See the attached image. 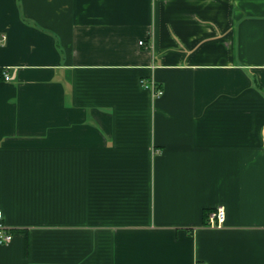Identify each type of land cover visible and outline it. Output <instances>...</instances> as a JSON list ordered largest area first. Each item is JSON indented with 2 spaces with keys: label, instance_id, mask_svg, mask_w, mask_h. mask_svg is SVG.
Returning <instances> with one entry per match:
<instances>
[{
  "label": "crops",
  "instance_id": "1",
  "mask_svg": "<svg viewBox=\"0 0 264 264\" xmlns=\"http://www.w3.org/2000/svg\"><path fill=\"white\" fill-rule=\"evenodd\" d=\"M0 70V264H264V0H0Z\"/></svg>",
  "mask_w": 264,
  "mask_h": 264
},
{
  "label": "built area",
  "instance_id": "2",
  "mask_svg": "<svg viewBox=\"0 0 264 264\" xmlns=\"http://www.w3.org/2000/svg\"><path fill=\"white\" fill-rule=\"evenodd\" d=\"M144 41H140V44H143ZM4 78L6 80L10 79L8 72H3ZM144 86L152 90L154 95L160 96L164 93L163 89L159 88L155 81L144 80ZM226 219V210L224 206L218 207L213 213L209 216L208 225L210 227H220L224 224ZM14 238V233L12 228L5 222L4 212L0 209V244H8L12 242ZM200 264V263H199ZM202 264V263H201Z\"/></svg>",
  "mask_w": 264,
  "mask_h": 264
},
{
  "label": "trees",
  "instance_id": "3",
  "mask_svg": "<svg viewBox=\"0 0 264 264\" xmlns=\"http://www.w3.org/2000/svg\"><path fill=\"white\" fill-rule=\"evenodd\" d=\"M0 73H2V71L0 70ZM3 74V73H2Z\"/></svg>",
  "mask_w": 264,
  "mask_h": 264
}]
</instances>
